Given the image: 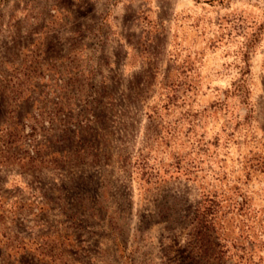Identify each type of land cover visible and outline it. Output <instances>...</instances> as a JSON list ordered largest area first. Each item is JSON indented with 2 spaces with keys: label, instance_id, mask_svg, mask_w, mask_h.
<instances>
[{
  "label": "rangeland",
  "instance_id": "obj_1",
  "mask_svg": "<svg viewBox=\"0 0 264 264\" xmlns=\"http://www.w3.org/2000/svg\"><path fill=\"white\" fill-rule=\"evenodd\" d=\"M0 264H264V0H0Z\"/></svg>",
  "mask_w": 264,
  "mask_h": 264
}]
</instances>
